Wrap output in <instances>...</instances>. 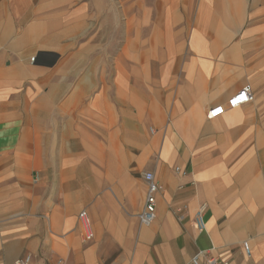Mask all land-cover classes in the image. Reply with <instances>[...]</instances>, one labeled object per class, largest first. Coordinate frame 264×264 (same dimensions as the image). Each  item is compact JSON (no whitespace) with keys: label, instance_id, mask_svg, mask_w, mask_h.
Here are the masks:
<instances>
[{"label":"crops","instance_id":"1","mask_svg":"<svg viewBox=\"0 0 264 264\" xmlns=\"http://www.w3.org/2000/svg\"><path fill=\"white\" fill-rule=\"evenodd\" d=\"M236 6L234 0H156L148 8L161 12L146 32L154 45L118 52L131 58L134 78L142 55L162 60L153 87L161 90V117L172 120L163 133L145 130L138 82L130 94L135 114L128 138L105 81L91 94L90 83L68 81L71 67L56 66L49 89L35 82L22 89L27 71L11 80L0 67V264L26 254L30 264H185L199 251L231 264H264V180L254 186L264 171L258 142L264 129L253 125L264 94L252 76L264 57V21L243 29L242 47H227L216 9L229 11L234 22ZM131 25L138 27L127 41L136 44L140 20L131 18ZM241 56L248 61L245 75L235 73ZM175 59L181 61L172 67ZM245 84L253 95L247 104L207 118ZM17 89L21 98L12 96ZM47 90L57 98L44 96ZM147 90L154 99V89ZM146 170L162 189L155 219L143 225L137 215ZM202 203L206 227L198 231L193 217Z\"/></svg>","mask_w":264,"mask_h":264},{"label":"rangeland","instance_id":"2","mask_svg":"<svg viewBox=\"0 0 264 264\" xmlns=\"http://www.w3.org/2000/svg\"><path fill=\"white\" fill-rule=\"evenodd\" d=\"M155 1L0 0V67H6V79L11 80L22 77L21 73L26 70L28 77L23 81L22 89L29 88L34 82L42 89L44 87L49 89L50 82L55 81L51 78V72L56 66L71 67L68 81L76 83L83 81L88 85L90 83L91 94L95 83L105 81L106 93L115 103L117 114L123 119L122 129L128 138L132 124L131 116L135 114L130 105V94L133 84L138 82L141 87L140 114L144 118L145 130L148 134H151L150 128L163 133V130L170 129L172 120L161 117L159 107H156L161 90L153 87L161 76L158 71L162 60L142 55L138 58L139 73L135 74L134 78L131 75V58L118 56L121 48L126 47L131 52L135 47L146 49L148 44L154 45V42L149 43L146 40V32L153 27L152 24L148 25V22L156 20L158 12H161L157 11V8L155 11L148 8ZM215 1L221 3L224 0ZM234 2L237 5L233 11L234 22L232 17H229V11L216 9V12L219 15L218 20L225 24L222 35L228 39L224 41L225 44L227 47L236 44L240 48L247 43L241 36L243 29L264 21V0ZM131 18L140 20L141 24L139 34L142 40L136 44L127 41L132 29L135 32L138 27H132ZM155 26L157 29L158 26ZM180 61L175 59L172 67L178 66ZM257 61V72L252 73V76H255V85L259 86V91L264 94V57ZM239 63L236 65L235 73L241 72L245 75L248 61L241 56ZM36 67L41 68L43 72L37 75L30 74L29 68ZM148 85L154 89V92L151 91L154 93V99L152 95L148 96ZM22 89H17L14 93L12 91V96L21 98L18 92L21 93ZM49 92L50 90H47L44 96L51 99L52 95ZM149 98L153 100L155 107L150 105L152 100ZM262 108L257 107V116L261 118L253 123L255 129H264ZM258 142L264 145V139L261 137ZM157 159L156 156L155 161ZM255 177L257 176H254V186L258 185L256 182L264 180V171L260 179L257 180Z\"/></svg>","mask_w":264,"mask_h":264},{"label":"built area","instance_id":"3","mask_svg":"<svg viewBox=\"0 0 264 264\" xmlns=\"http://www.w3.org/2000/svg\"><path fill=\"white\" fill-rule=\"evenodd\" d=\"M34 59V58H33ZM252 98L251 87L245 85L241 90L233 94L228 100L226 105H218L212 108L207 113L208 119H215L223 115L227 109L240 107L247 104ZM151 132H155L151 129ZM175 171L181 174H186L185 169L175 166ZM143 178L146 183V194L141 211L137 217L140 224L148 225L156 217V194L162 189L160 183L156 180L154 172L146 170L143 173ZM206 204L202 203L194 212L193 223L198 231H203L206 227L204 220V213ZM79 219L82 225L84 239L90 240L93 236L91 224L86 211L79 212ZM245 252L250 255V249L245 247ZM32 256L26 254L23 257L16 259L12 264H30ZM63 260L58 259V264H62ZM185 264H231L228 260L222 259L213 255H209L206 251H199L192 255Z\"/></svg>","mask_w":264,"mask_h":264},{"label":"bare ground","instance_id":"4","mask_svg":"<svg viewBox=\"0 0 264 264\" xmlns=\"http://www.w3.org/2000/svg\"><path fill=\"white\" fill-rule=\"evenodd\" d=\"M31 60H32V58H31ZM236 108V107H235ZM233 115V114H232ZM234 116V115H233Z\"/></svg>","mask_w":264,"mask_h":264}]
</instances>
